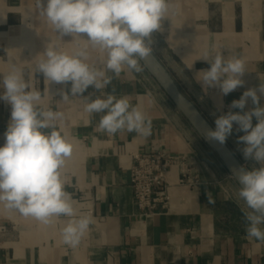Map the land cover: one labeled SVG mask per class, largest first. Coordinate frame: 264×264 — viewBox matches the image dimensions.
I'll return each instance as SVG.
<instances>
[{
  "label": "crops",
  "instance_id": "1",
  "mask_svg": "<svg viewBox=\"0 0 264 264\" xmlns=\"http://www.w3.org/2000/svg\"><path fill=\"white\" fill-rule=\"evenodd\" d=\"M47 0H43L46 6ZM174 8L153 32L152 51L215 129V119L230 109L249 88L264 83V0H171ZM36 0H0V82L12 65L23 70L31 88L42 94L39 107L61 112L56 129L72 143L73 152L62 169L65 190L72 196L76 217L89 215L92 224L75 248L63 243L67 217L44 225L5 208L0 203V264H264V241L246 238V221L234 182L203 156L207 146L188 128L171 101L142 67L136 73L125 68L102 90L118 98L127 96L151 119V135L126 130L109 135L98 130L103 113L85 112V97L95 99L100 90L90 86L72 96L70 82H46L35 71L46 46L52 41L73 52L83 46L81 38L58 37ZM83 38V39H82ZM87 61L103 67L98 49L89 46ZM220 51L245 61L244 85L228 95L220 89L202 87L198 73L210 64L201 56ZM200 58V59H199ZM141 65V64H140ZM3 88L0 87V93ZM62 92L69 99L64 100ZM259 95V93H258ZM101 98H104L103 96ZM264 106V97L260 99ZM11 116V105L0 100V146ZM258 121L253 118V126ZM233 132L226 143L246 169L260 167L245 160L238 143L244 135ZM45 129L44 131H51ZM161 150L177 158L167 174L169 202L145 214L134 204L130 166L135 153ZM183 174L190 184L181 183ZM210 194V195H209Z\"/></svg>",
  "mask_w": 264,
  "mask_h": 264
},
{
  "label": "clouds",
  "instance_id": "2",
  "mask_svg": "<svg viewBox=\"0 0 264 264\" xmlns=\"http://www.w3.org/2000/svg\"><path fill=\"white\" fill-rule=\"evenodd\" d=\"M40 16L46 18L58 37L81 38L86 34V43L69 53L61 50L60 44L50 42L36 65L37 72L45 81L57 84L70 82L72 96L82 95L90 86L100 90L95 99L85 97V112L89 115L103 113L98 130L109 135L120 131L135 132L147 137L151 135L152 122L144 111L133 105L127 96L102 92L113 77H119L127 68L136 73L143 69L140 59L152 52L151 37L159 30L162 21L174 8L171 0H36ZM83 39V38H82ZM89 46L104 54L103 67L87 61ZM210 64L209 69L198 73V82L205 89L219 88L228 95L244 85L245 61L235 55L224 56L220 51L205 52L201 56ZM199 58V59H200ZM0 100L11 105V116L4 133L5 143L0 146V203L5 208L33 218L44 225L54 218L67 217L61 229L63 243L75 248L92 224V217H76L74 202L65 190L62 169L71 157L73 145L60 131L55 122L62 118L61 112L39 107L42 94L31 88L25 80L23 70L15 64L3 73ZM259 93V95H258ZM63 99H69L62 92ZM104 98H101V97ZM264 83L258 88H249L238 100H233L230 109L244 110L249 99L256 105L250 111L220 115L214 121L215 130H206L205 135L221 145L233 132L245 134L238 137L244 144L241 150L245 160H254L260 167L250 170L241 167L233 170L240 184L238 198L243 201L241 211L246 221V238L264 241ZM258 121L253 126V118ZM52 129L51 131H44ZM210 195V194H209Z\"/></svg>",
  "mask_w": 264,
  "mask_h": 264
},
{
  "label": "water",
  "instance_id": "3",
  "mask_svg": "<svg viewBox=\"0 0 264 264\" xmlns=\"http://www.w3.org/2000/svg\"><path fill=\"white\" fill-rule=\"evenodd\" d=\"M140 64L240 188V184L234 176L233 170L245 166L227 143L221 145L219 142L206 137V130H215L214 127L195 103L183 92L164 64L153 51L147 57L141 58Z\"/></svg>",
  "mask_w": 264,
  "mask_h": 264
},
{
  "label": "built area",
  "instance_id": "4",
  "mask_svg": "<svg viewBox=\"0 0 264 264\" xmlns=\"http://www.w3.org/2000/svg\"><path fill=\"white\" fill-rule=\"evenodd\" d=\"M177 158L161 150L135 153L130 166V186L136 208L153 214L158 208L166 209L169 202L166 174ZM181 183L190 184L183 174Z\"/></svg>",
  "mask_w": 264,
  "mask_h": 264
},
{
  "label": "rangeland",
  "instance_id": "5",
  "mask_svg": "<svg viewBox=\"0 0 264 264\" xmlns=\"http://www.w3.org/2000/svg\"><path fill=\"white\" fill-rule=\"evenodd\" d=\"M185 122H186V120H185ZM186 124H187L188 128H191L187 122H186ZM207 150L210 153H206V151L204 150L203 156L206 157V159H209L210 158V160H212V164H215L217 166L219 172L222 173L223 175H225L229 180L233 181V179L231 178V176L228 174V172L224 169V167L218 161V159L216 158V156L209 149H207ZM234 186H236L239 189V187L237 186V184L235 182H234Z\"/></svg>",
  "mask_w": 264,
  "mask_h": 264
}]
</instances>
